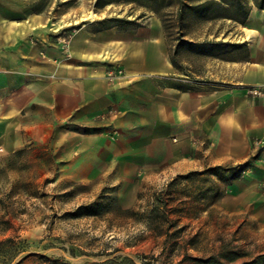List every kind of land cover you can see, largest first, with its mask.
Listing matches in <instances>:
<instances>
[{
    "label": "crops",
    "instance_id": "0c3cea01",
    "mask_svg": "<svg viewBox=\"0 0 264 264\" xmlns=\"http://www.w3.org/2000/svg\"><path fill=\"white\" fill-rule=\"evenodd\" d=\"M244 1L243 24L187 40L241 45L208 56L170 46L143 7L56 31L47 0H0V151L55 150L60 178L112 188L124 210L145 181L247 164L218 207L264 230V10Z\"/></svg>",
    "mask_w": 264,
    "mask_h": 264
},
{
    "label": "rangeland",
    "instance_id": "374dc122",
    "mask_svg": "<svg viewBox=\"0 0 264 264\" xmlns=\"http://www.w3.org/2000/svg\"><path fill=\"white\" fill-rule=\"evenodd\" d=\"M104 1L47 0L51 7L47 23L59 31L100 18H135L140 12L137 5L126 3L101 8ZM163 15L170 46L189 38L207 37L206 26L197 20L185 17L178 25L174 8ZM178 28L184 36L178 34ZM182 57L187 58L188 53ZM57 155L55 150L45 153L30 149L7 155L0 151V241L11 238L17 243L20 253L15 261L34 254L70 264L122 257L136 264H213L183 258L213 255L226 264H241L264 254V230H258L252 220L240 222V217L224 214L218 207V199L236 172L219 171L188 180H178L176 175L145 181L138 190L136 204L124 210L116 203L114 189L60 178ZM158 198L166 200L167 208L172 210L168 218L175 227L169 234L179 231L170 238L145 224L146 212ZM87 203L101 204L100 214L86 216L78 212ZM204 210L208 212L202 213ZM231 257H235L233 262L229 261Z\"/></svg>",
    "mask_w": 264,
    "mask_h": 264
},
{
    "label": "trees",
    "instance_id": "16d2710c",
    "mask_svg": "<svg viewBox=\"0 0 264 264\" xmlns=\"http://www.w3.org/2000/svg\"><path fill=\"white\" fill-rule=\"evenodd\" d=\"M100 0H98L99 2ZM255 6L264 10V0H253ZM111 3H126L135 4L138 7H143L153 13L159 15L162 19L164 28L166 25L165 17L163 13H166L171 8L175 9V17L177 19L178 25L188 17L191 20H197L199 22L210 21L215 19L226 18L232 21L239 22L243 24L248 15V7L244 0H106L102 2L101 8L109 5ZM178 34L181 35V30L178 28ZM184 36V35H181ZM180 43L186 46H194L195 53L200 55L208 56H218L225 55L226 52L235 51L240 44H230L222 42H201L198 44L191 43L186 40L180 41ZM19 153V152H17ZM246 165L239 167H229L224 168L223 166L210 167L204 171L197 172L191 171L184 175H178L177 179L188 180L192 176L204 175L207 173H217L219 171H228L235 173L237 170L240 171L241 167H246ZM174 182L169 183L172 185ZM2 202L0 198V203ZM116 203L117 197H116ZM120 208V206L118 205ZM121 209V208H120ZM126 210V209H125ZM101 204L99 203H87L78 208V212H83L86 216H96L100 214ZM169 210L167 208L166 200L158 198L156 202L151 205L150 209L146 212L145 224L147 227L153 229L157 233H163L168 238L172 234H176L179 231L174 230L172 234H169V230L174 226L173 222L168 218ZM176 245V242H173ZM20 253V248L16 242L11 238H6L0 241V263L1 264H27L26 261H31L30 264H70L68 261L55 257H47L43 255L29 254L21 259L15 261L16 257ZM183 258H191L193 261L200 263H213V264H226V262H221L215 256H209L205 259L197 257H188L184 255ZM235 257L229 258L230 262H233ZM264 263V254L260 255L256 259L249 261H243L241 264H262ZM94 264H136L134 260L128 257L113 258L100 263Z\"/></svg>",
    "mask_w": 264,
    "mask_h": 264
},
{
    "label": "built area",
    "instance_id": "2783aa9c",
    "mask_svg": "<svg viewBox=\"0 0 264 264\" xmlns=\"http://www.w3.org/2000/svg\"><path fill=\"white\" fill-rule=\"evenodd\" d=\"M68 37H69L68 35H64V36H62V43H63V45L66 44V40H67ZM118 73H121V71L118 70Z\"/></svg>",
    "mask_w": 264,
    "mask_h": 264
}]
</instances>
